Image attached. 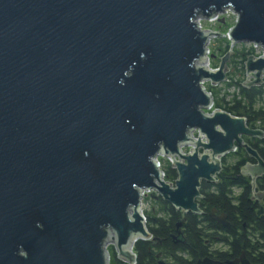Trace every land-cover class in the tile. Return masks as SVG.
I'll return each mask as SVG.
<instances>
[{
  "label": "water",
  "instance_id": "1",
  "mask_svg": "<svg viewBox=\"0 0 264 264\" xmlns=\"http://www.w3.org/2000/svg\"><path fill=\"white\" fill-rule=\"evenodd\" d=\"M227 8L232 43L263 47L245 66V86H258L264 0H0V264H109L108 241L134 264L131 242L151 239L142 195L200 215L201 182L238 146L255 161L242 171L255 189L264 162L243 137L264 132L202 111L213 107L203 82L225 81L230 54L216 71L201 65L219 33L196 20ZM206 261L196 264H216Z\"/></svg>",
  "mask_w": 264,
  "mask_h": 264
},
{
  "label": "trees",
  "instance_id": "2",
  "mask_svg": "<svg viewBox=\"0 0 264 264\" xmlns=\"http://www.w3.org/2000/svg\"><path fill=\"white\" fill-rule=\"evenodd\" d=\"M249 54L248 52L241 54L245 58L244 61ZM226 84L229 88L237 87L238 91L229 95L221 94L222 90L216 89L217 87H204L212 96L213 108L234 117L245 118L249 128L264 132V80L260 85L251 87H246L245 82L241 80L229 81ZM244 144L255 150L264 162V138H244ZM229 154L236 159L234 164L225 165L223 158L222 170L216 175L214 182L202 181L200 184V198L197 204L201 215L183 213L158 197L155 201L156 217L145 215L146 228L151 239L139 240L134 244L132 250L136 257L134 264H158L157 256L169 261V264H195L199 257L206 254L204 246L206 239L212 243L218 242L214 234L200 228L202 223H210L208 214L212 209L224 214L230 225L252 226L253 231L264 238V199L262 202L254 200L255 197L264 194V176L256 180L253 189L251 179L240 173V169L246 163H253V159L242 146H238L234 153ZM160 166L164 179L175 181L177 175L170 164L160 163ZM260 211L261 214H258ZM179 223L180 235L177 236L176 225ZM108 254L109 264H125L116 258L113 249L108 250Z\"/></svg>",
  "mask_w": 264,
  "mask_h": 264
},
{
  "label": "rangeland",
  "instance_id": "3",
  "mask_svg": "<svg viewBox=\"0 0 264 264\" xmlns=\"http://www.w3.org/2000/svg\"><path fill=\"white\" fill-rule=\"evenodd\" d=\"M236 21H237V14L233 10H229V9H227L226 13L219 15V19L217 20H212V19L202 18V17H199L196 20V23L200 25L201 31H207L210 33H219V35H215L209 39V43L207 45L208 53L207 55H205L206 57L205 61L207 62V66H208V67L206 66L207 69L216 71L218 69V66L220 64L222 57L226 54L225 52H228L230 54L229 60L226 62L225 64L226 66L223 71L225 74V78H226L225 81L222 83H219L216 86L212 85L210 81L203 82V87L205 88L208 86L217 87L216 89L222 90L221 94L228 93L230 95L238 91L237 87L229 88L228 86H226L227 85L226 82L235 81V80L245 81L247 74H246V70L242 69V67L246 66L247 60L244 61L245 58H243V55L241 54H245V52L246 53L248 52L250 53L249 56H252L253 58H260L263 56V47L261 45H256L253 42H239L235 44L232 43V40L229 37L228 33L235 26ZM260 78L262 82L264 80V70ZM213 110L214 108L212 107L210 109H206L202 111L205 114L210 115ZM191 134L194 139L198 138L197 131H193ZM244 138H250V137H243V140ZM203 141H204V138H203ZM192 149H193V146L191 145L184 146L181 148V152L182 154H188L191 152ZM199 151H200L199 152L200 154L201 153H205L208 155L210 154L207 151L203 152L201 149ZM223 158L225 159V165H233L236 160L231 154H227L224 157L219 158L220 162ZM157 160L161 163V165H167V163H169L170 167L173 169V165H171L170 161L166 157L159 156ZM176 160H178V158H176ZM163 181L168 183L171 188H174V181H166L164 179V176H163ZM143 195L141 197L140 214L143 217V223L146 226L145 215L147 216L149 215L154 218L156 217L157 205H156L155 199L151 198V195H156V194L151 190L149 192H145ZM110 249H113V252L116 258L119 261L127 264L125 262V259L118 257L117 251L115 250L114 243L112 241H108V243L106 244V250L108 251Z\"/></svg>",
  "mask_w": 264,
  "mask_h": 264
},
{
  "label": "flooded vegetation",
  "instance_id": "4",
  "mask_svg": "<svg viewBox=\"0 0 264 264\" xmlns=\"http://www.w3.org/2000/svg\"><path fill=\"white\" fill-rule=\"evenodd\" d=\"M254 163L255 161L253 159V163L246 164ZM244 167L245 166L240 169L241 175H243L242 171L244 170ZM155 196L156 195H151V197H153V199L157 201L158 196ZM263 199L264 194L254 198L255 201L259 202H262ZM261 212L262 211H260V213L258 214H261ZM211 215L214 218H218L221 216H224L225 219L227 218L224 214L217 213V211L214 209L209 212L208 217L210 219V223H202L200 225V228L209 234H214V237L218 240V242L212 243L208 241V239H206L204 243V246L206 247V254L202 257H199L196 260L195 264L197 262L206 260L216 264H264V238H262L260 234L255 233L253 231L254 228L252 226L247 227L245 224L241 226L230 225V222H227L226 220L228 226L222 227L211 218ZM177 225L176 230L178 236V231L181 228V224L179 229H177ZM175 238L176 237H174V239ZM157 257L159 260L158 264L160 262H163L164 264H169V261L165 259H160L159 256Z\"/></svg>",
  "mask_w": 264,
  "mask_h": 264
},
{
  "label": "built area",
  "instance_id": "5",
  "mask_svg": "<svg viewBox=\"0 0 264 264\" xmlns=\"http://www.w3.org/2000/svg\"><path fill=\"white\" fill-rule=\"evenodd\" d=\"M227 9H229V10H231L230 8H227ZM227 9H224V11H221V12H219V13H216L215 15H214V18H212V20H217V19H219V15H222V14H224V13H226L227 12ZM198 24V23H197ZM198 27H199V29H200V25L198 24ZM209 43V42H208ZM208 45V44H207ZM207 53H208V49H207V52H206V55H207ZM158 168L161 170V166H160V162L158 161ZM161 172H162V170H161ZM163 173V172H162ZM163 176H164V174H163Z\"/></svg>",
  "mask_w": 264,
  "mask_h": 264
},
{
  "label": "bare ground",
  "instance_id": "6",
  "mask_svg": "<svg viewBox=\"0 0 264 264\" xmlns=\"http://www.w3.org/2000/svg\"><path fill=\"white\" fill-rule=\"evenodd\" d=\"M201 65H203L206 69H207V62L206 61H203V63H201ZM207 66V67H206ZM134 245V243H132L131 242V244H130V249H131V246H133ZM130 251V250H129Z\"/></svg>",
  "mask_w": 264,
  "mask_h": 264
}]
</instances>
